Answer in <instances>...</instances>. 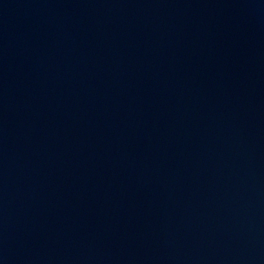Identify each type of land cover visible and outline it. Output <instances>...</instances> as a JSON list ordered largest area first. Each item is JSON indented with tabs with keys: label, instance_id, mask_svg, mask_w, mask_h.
I'll use <instances>...</instances> for the list:
<instances>
[{
	"label": "water",
	"instance_id": "1",
	"mask_svg": "<svg viewBox=\"0 0 264 264\" xmlns=\"http://www.w3.org/2000/svg\"><path fill=\"white\" fill-rule=\"evenodd\" d=\"M0 264H264V0H0Z\"/></svg>",
	"mask_w": 264,
	"mask_h": 264
}]
</instances>
